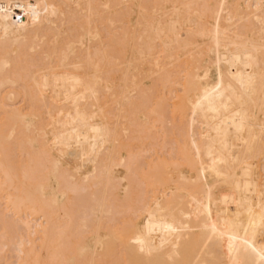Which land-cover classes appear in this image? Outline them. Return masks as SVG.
Returning <instances> with one entry per match:
<instances>
[{
    "label": "bare ground",
    "instance_id": "1",
    "mask_svg": "<svg viewBox=\"0 0 264 264\" xmlns=\"http://www.w3.org/2000/svg\"><path fill=\"white\" fill-rule=\"evenodd\" d=\"M0 264H264V0H0Z\"/></svg>",
    "mask_w": 264,
    "mask_h": 264
},
{
    "label": "rangeland",
    "instance_id": "2",
    "mask_svg": "<svg viewBox=\"0 0 264 264\" xmlns=\"http://www.w3.org/2000/svg\"><path fill=\"white\" fill-rule=\"evenodd\" d=\"M0 262H1V260H0Z\"/></svg>",
    "mask_w": 264,
    "mask_h": 264
}]
</instances>
